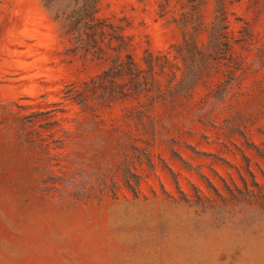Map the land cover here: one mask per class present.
I'll return each instance as SVG.
<instances>
[{
    "label": "rangeland",
    "instance_id": "374dc122",
    "mask_svg": "<svg viewBox=\"0 0 264 264\" xmlns=\"http://www.w3.org/2000/svg\"><path fill=\"white\" fill-rule=\"evenodd\" d=\"M98 16L0 0V264H264V0Z\"/></svg>",
    "mask_w": 264,
    "mask_h": 264
},
{
    "label": "trees",
    "instance_id": "16d2710c",
    "mask_svg": "<svg viewBox=\"0 0 264 264\" xmlns=\"http://www.w3.org/2000/svg\"><path fill=\"white\" fill-rule=\"evenodd\" d=\"M60 37L72 36L88 50L90 42L105 39L106 21L99 14L100 0H39Z\"/></svg>",
    "mask_w": 264,
    "mask_h": 264
}]
</instances>
